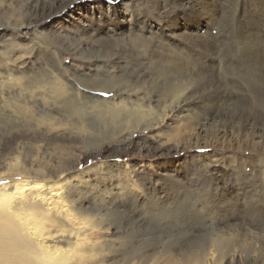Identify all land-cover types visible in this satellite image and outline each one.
<instances>
[{
  "label": "rangeland",
  "instance_id": "1",
  "mask_svg": "<svg viewBox=\"0 0 264 264\" xmlns=\"http://www.w3.org/2000/svg\"><path fill=\"white\" fill-rule=\"evenodd\" d=\"M226 1H129L133 5L130 6V13L136 17L135 23L131 27L135 34L138 33L145 20L148 21V24L154 25L160 36H168L169 41L175 45L179 44L181 40L178 37L170 36V32L181 34V29L184 27L187 34L192 33L194 36L190 37V39L192 38L190 41L194 45L192 47L197 48L198 51L200 49H204V52L210 51V53L209 51L206 53L210 57L211 63L202 65L196 61L198 63L196 65V59L190 63L183 51L178 52V54L180 53L178 55L176 51H169L166 47L153 50L152 44L140 40L134 41L133 37L129 36L131 28L124 29L122 24L125 21V14L123 17L122 12L125 13L124 8L128 6H125L127 0H0V176L2 178L0 184L10 183L14 179L41 181L42 178L39 174L32 170L45 169L47 176L51 174L52 177L59 172L67 176L69 173H79L93 163L117 162L127 166L122 173L123 177H119L120 181L116 178L108 181L90 175L91 186L87 187L90 195H86L87 201L96 197L103 188L112 187V184H117L116 187L125 184L127 179L135 173V178L139 183L142 182L145 185L149 194L156 192V195L161 196L162 201L166 200L165 195H173L177 212L182 209L180 207L184 205L183 203H186L188 207L193 203L187 202L186 199H180L181 201L177 203L178 195L174 193L176 188L184 186V188L191 189L197 184H201L200 186L205 188L213 187L211 181L217 178H220L218 188L221 192V201L223 198L233 200L237 194V183L243 182L246 192L242 202H247V205H251L253 202L264 203V192L259 183V175L264 170V140L259 137L260 133L264 131V6L262 9L260 8L261 2L264 0H254V4L251 3L252 0H244V7L238 3L237 6L232 0ZM156 14L158 15L156 16ZM233 14L234 18L231 16ZM234 19L239 22V25L235 23ZM258 25L260 28L254 31ZM245 36H250L253 39L251 41H255V43L250 42L252 56L249 58L241 53L240 48L243 41L250 39ZM111 40L123 41L122 44L116 43L118 47L114 46L116 48L113 50L123 51V55H127L126 57L130 60L132 58L134 60L135 57L140 59V62L143 60L140 64L144 66L143 69L151 67L163 72L159 66L178 65V69L182 70L185 63H189V68L198 75H196L198 84L193 85L190 89H198L196 90V96L199 97L197 101L203 100L207 104L208 101L205 98L210 97L209 103L212 104H200L187 114L175 117L176 121H168L157 130H138L125 145L118 136L108 139L110 134L104 135L101 128L95 132L94 137L85 140V142L74 141L68 134L62 132L50 131L43 121L45 117L55 118L52 119L53 121L66 120V123L76 122L78 118L75 115L77 111L63 108L64 103H61L64 99L63 94L61 95L62 92L56 87L55 90L54 86L50 84L53 79L47 78L48 75L43 71L44 68H54L55 66L58 80L67 87L74 79H82L85 76L84 81L90 83H86L87 87L82 84V89H85L84 92H87V96H91L90 94L98 92L99 87L109 88L110 83L112 84L109 86H114L113 82L106 79L109 76L103 75L104 71H110L114 73V76L123 74V71L115 64L117 57L113 50V53L108 55H105L101 50L104 48L100 44ZM95 47L99 50L96 53L93 52ZM136 47L141 49L138 50ZM136 52H138L137 56ZM211 53L212 55H210ZM138 54L141 55V58ZM151 55L153 56L151 57ZM144 58H152L153 63ZM144 61L146 63H143ZM132 73V70L124 72L118 80L120 84H125L139 94V100L154 99L156 97L155 85L165 95L171 85L176 83L174 81L166 82L162 78H156L158 80L155 81L152 77H146L145 72L138 71L136 75ZM164 73L166 74V72ZM162 77L164 76L162 75ZM14 79L17 81L14 82ZM79 79L78 82L75 81V84L81 87ZM92 79H94L93 82ZM121 79L124 81L122 82ZM41 86L45 87L44 90L40 88ZM188 93L183 98L186 96L187 99ZM113 98L116 96L114 95ZM207 112H210V123L206 128L207 133L199 135L198 143L189 142L182 132H173L177 127V122L181 123V119L185 120L186 116L194 118L198 115L200 117ZM250 120L251 122L256 121L255 129H260L259 132L256 130L258 133L253 136L252 141H250V125L247 126L250 131L248 133L246 131L244 135L238 137L233 134L229 138L225 136L219 140L215 139L218 134L217 130H223L224 127L238 129L243 123ZM258 125L261 127H257ZM67 128L69 129L68 126ZM68 138L72 140L70 139V141ZM235 139L237 140L235 141ZM161 144H164V147L161 148ZM16 163L31 172L27 175H19L9 171ZM44 180L46 179H42V181ZM46 181H53V179ZM200 181L201 183H199ZM148 195L142 196L146 203L151 199ZM169 199L165 202L167 205H169ZM88 204L86 205L88 206ZM261 205L263 206V204ZM193 209L198 212L197 207L193 206ZM193 209L191 208V211ZM229 210L230 208L227 207L224 214L228 216ZM242 213L243 211H239L235 216L239 215L242 219L247 220L252 217ZM175 214L176 212L170 211L169 215L164 214L165 217L161 214H149L137 219L141 221L139 224L141 226L132 227L133 229L130 226H125L123 229L112 230L111 233L105 234L109 236V241L113 240V245H115L112 255L108 251V253L106 252L108 260H110L108 263L120 261V264H123L121 261L127 256L140 255L146 250H148L147 253H150L161 252L165 249H177L178 246L197 247L212 237L213 229L211 225V228L208 226V222H194L197 225L195 226L191 220L193 214H186L187 217L181 218L182 221L179 220L180 222L177 221L179 222L177 223L176 219L179 216ZM257 214H254L256 217H252V221H257L255 224L264 226V213ZM112 220L118 225L127 222V216H114ZM189 225H191L190 228ZM126 233H128V238H126ZM124 240H127L128 243L134 242V244L124 243ZM122 242L125 245H120ZM261 245L260 249L264 253V238L261 239ZM113 249L111 248V250Z\"/></svg>",
  "mask_w": 264,
  "mask_h": 264
},
{
  "label": "bare ground",
  "instance_id": "2",
  "mask_svg": "<svg viewBox=\"0 0 264 264\" xmlns=\"http://www.w3.org/2000/svg\"><path fill=\"white\" fill-rule=\"evenodd\" d=\"M129 1L130 0H127V3L125 2V6L128 5L124 8L125 13L122 12L123 17L125 14V21L122 23L124 29L127 27L130 29L134 25L136 18L134 14L130 13V6L133 5L132 2ZM232 1L240 5L245 4L244 0ZM229 3L228 5H230ZM251 3L254 4V0H252ZM262 6H264V1L261 2V9ZM250 7L252 8V5ZM157 15L158 14H156V16ZM231 16L234 18L235 15L233 14ZM235 23L239 25V22L235 21ZM142 24V27L136 34L133 32L132 28L129 30V36L133 37L134 41L140 40L147 44H152L153 50H160L166 47L169 51H176L177 54L178 52L183 51L190 63L195 59V63L197 61L202 65L211 63L210 57H208L206 53L209 50L204 52V49H200V51H198L197 48L194 49L192 47L194 45L190 41L192 39H190V37L194 36H192V33L187 34L186 28L183 27L181 29V34H174L173 32H170V36H175L176 38L178 37L181 40L179 44L175 45V43H171L169 41L167 38L168 36H163L166 39L165 41V39L158 34V30H155L154 25L148 24L147 20L143 21ZM259 28L260 25L256 26L254 31H257ZM236 29L238 30L237 25ZM146 37L150 39H147ZM246 38L248 39L250 36H247ZM251 40H253L252 37L241 43V53L245 55L246 58L252 56L250 42L255 43V41ZM122 42L120 40H111L105 43L103 42L100 45H102L101 47L104 49L101 50L105 53V55L111 54L112 50L118 47L116 46V43L122 44ZM136 48L138 49V47ZM91 50H93V48H91ZM98 51L97 47L93 50L94 53ZM90 52L92 53V51ZM113 52L116 54L115 57H117L115 64L123 71V74L124 72L132 70V74L136 75L138 71H140V73L145 72L146 77H152L155 81L158 80L156 78H162L166 82L174 81L176 83L171 85V88H169V91L165 95L160 92L158 86L155 85L156 97L154 99L147 98L139 100V94L130 89V87L125 86V84H120L118 79L121 78L123 74L114 76V73L104 71L103 75L109 76L106 79L109 82H113L114 86H109L112 84L110 83L108 85L109 88L99 87L97 90L98 92L90 94L91 96H87V92H84L85 89H82V84L84 87H87L86 83L90 82L84 81L83 78L85 76H83L82 79L78 78L81 87L75 84V81L78 82V79H74V81L70 82L67 87L62 84L60 80H58V75L56 74L57 72L54 69L55 66L54 68H44L43 71L46 75H48L47 78H50V80L53 79V82L50 84H52L54 88H58L60 92H62L61 95L63 94L64 99L61 101V103H64L63 108H71L72 110L77 111L75 115L78 118V121L76 120V122L71 123L70 121L66 123V120H62L63 122L53 121L55 118H52V120L51 117H45L43 121H45L50 131L59 133L62 132L63 134H68V136L73 138L74 141L78 142V140H80L85 142V140H89L94 137L95 132L101 128L104 135L110 134V138L108 139L118 136L122 139L125 145L131 138H133L134 134L137 133L138 130H157L164 126L168 121H176L175 117L177 118L179 115L185 113L187 114V112L191 111L193 108H197L198 105H207L209 103V100L211 99L210 97L205 98L208 101L207 104L205 103L206 101L203 100L197 101L199 97L196 96V90L198 89H190L193 85L195 86L198 84V75L194 70L189 68V63L186 62L182 70L178 69V65H161L159 67L163 72H160L159 70L152 69L151 67L143 69L144 66L140 65L143 60L140 62V59H136L135 56L134 60H132L133 58L130 60L126 57L127 55H123V51L117 52V50H113ZM137 53L138 52H136V56ZM210 55H212V53ZM223 55H225L224 52ZM152 56L153 55H151V57ZM129 57H131V55H129ZM139 57L141 58V55ZM144 59L153 63L152 58ZM161 62L163 63V61ZM143 63L146 62L144 61ZM197 64L198 63H196V65ZM104 67L103 69H105ZM135 69L137 70L135 71ZM164 72H166V74ZM162 75L164 77H162ZM15 81H17V79H14V82ZM93 81L94 79H92V82ZM100 82L103 83L102 81ZM36 85L38 86V84ZM40 88H43L44 90L45 87L41 86ZM86 89L90 90L89 88ZM186 93L189 94L187 99L186 96L183 98ZM114 95L116 98H113ZM58 110L60 111V109ZM68 111L70 112L69 109ZM209 113L210 112H207L200 117L195 115L196 117L194 118L186 116L185 120L181 119V123L177 122V127L175 126L176 129L173 132H182L189 142L195 141V143H198L199 135L207 133L206 128L210 123ZM250 122L251 120L243 123L238 129H236V127H224L223 130H217L218 134L215 136V139L219 140L225 138V136L229 138L233 134L239 137L244 135L246 131L247 133L250 131L247 129V126L250 125V141H252L253 136L258 133L260 129L254 128L256 121ZM257 127H261V125H258ZM256 130H258V132H256ZM61 137H63V135H61ZM259 137L264 140V131L260 133ZM71 138H68V140ZM236 140L237 139H235V141ZM160 146L162 148L164 147V144H161ZM125 165H121L117 162H110V164L97 162L91 164L79 173H69V175L66 176L63 175L62 172H59V174L54 177H52L51 174L50 176H47V170L38 169L32 170V172L38 173L42 179H53V181H42V179L41 181L11 179L12 181L10 183L0 184V264H120V261H112L111 263H108L110 260H108L106 252L108 251L112 255L115 251L113 249V246L115 245H113V240L109 241V236H106L105 234L109 232L111 233L112 230L123 229L125 226H130L131 228L141 226L139 225L141 221L137 220L138 218H143V216L146 217L149 214H161L165 217L164 214L169 215V211L173 213L176 212L175 215L179 216V218L176 219V222L181 220V218H186V214H193L191 217L193 225L195 224L194 222H208V226L211 225L213 229V234L211 235L212 237L209 238L206 243L197 247H191L190 245V247L183 248L178 246L177 249H165L161 252L147 253L148 250H146L145 252L143 251L142 254L139 253L140 255H131V257L129 255V257L127 256L126 259L121 261L123 264H264V253L262 252V249H260L262 247L261 239L264 238V226L255 224L257 221H252V217H256L254 214L264 213V203L253 202L251 205H247V202H242L243 195L246 192V187L243 185V182L237 183V186L235 185L238 189L236 188L237 194L234 196L233 200H225L223 198L222 201L220 200L221 192L218 188L220 178H217V181L213 179L211 181L213 187L210 186L208 188L201 187V184H197L192 186L191 189H187L188 187L184 188V186H181L183 184H181V187L178 189L176 188L174 191V193L178 195L177 203L181 201L180 199H186L187 202L191 201L193 205L191 204L188 207L186 203H183L184 205L180 207V209H182L177 212L176 204L173 202V195H165L167 198L165 201H162L161 196L156 195V192L149 194L145 185H143L142 182L139 183L137 181L138 179L135 178V173L132 171L133 174L129 179H127L125 184H122L119 187H116L117 184H112V187L103 188V190L97 194L96 197H92L89 201H87L88 197L86 195H90V192L87 191V187L91 186L89 183L90 175H94L95 178H104L108 181L115 180V178L120 181L119 177L122 176L125 167L127 168ZM50 169L54 170L53 168ZM9 171L19 175H27L31 172L26 171L25 167L21 164L19 165L18 163H16ZM1 179L2 178L0 176V181ZM199 183H201V181ZM259 183L262 191L264 192V170L259 175ZM113 186L116 188L114 189ZM145 194H149L148 197L151 198L148 203H146V201L142 198ZM168 198H170L168 201L169 205L165 203ZM86 204H88V206ZM261 204H263V206ZM193 206L198 208V212L193 209ZM227 207L230 208L228 216L224 214ZM191 208L193 209L192 211ZM237 211H243L244 214H248L252 217L248 220L242 219L239 215L235 216V214L238 213ZM118 215L127 216V222L116 225L112 218ZM190 226L191 225H189V228ZM195 226L197 225L195 224ZM126 238H128V233H126ZM124 243H128V241L126 240ZM124 243L122 242L120 245H123ZM128 244H134V242L130 241ZM111 248L113 250H111Z\"/></svg>",
  "mask_w": 264,
  "mask_h": 264
}]
</instances>
